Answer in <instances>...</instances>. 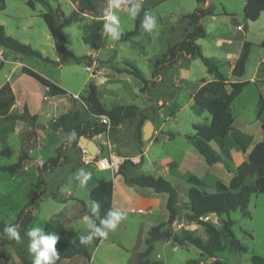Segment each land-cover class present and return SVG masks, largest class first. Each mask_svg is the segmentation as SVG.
I'll use <instances>...</instances> for the list:
<instances>
[{
  "label": "rangeland",
  "instance_id": "1",
  "mask_svg": "<svg viewBox=\"0 0 264 264\" xmlns=\"http://www.w3.org/2000/svg\"><path fill=\"white\" fill-rule=\"evenodd\" d=\"M27 1L6 0L5 10L0 11V23L4 25L8 35L31 45L53 62H46L35 56L22 55L0 47V86L6 82V77L13 75L14 81L18 84L15 111H21L25 103H28L32 113L37 115L36 125L28 124V127L21 120L0 119V165H11L21 161L23 167L26 165L33 167L34 163L28 159H37V155L35 152H30V148L38 143L42 144V137L46 133L49 137H53L52 141L55 143L52 154L56 155L55 149L60 148L59 154L67 162L61 166L58 165L52 171L44 170L46 193L66 195L75 184L79 189H83V185L75 180V176L80 169H89L90 164L83 158L82 147L67 143L65 132L76 126L74 122L78 117L88 118L89 112L81 97L86 94L91 83L98 85L99 93L103 92L104 103L108 106L113 107L119 104L141 107L134 117L125 119L121 128L111 130L107 134L113 143L119 145L122 153L135 155L141 149L144 151L141 157L138 156L135 159L136 163L132 161L123 163L124 172L132 167V173H135L137 167H141L137 173H153L156 164H161L159 169L162 170L161 173H165V165L176 161L180 165V172L183 173L190 170L191 166H195L196 158L191 152L204 159L187 135L194 132V124L208 125L210 115L195 106L191 97L198 83L213 74L208 72L198 56L188 60L186 64L180 60L173 66H167L162 71L163 80H155L158 74L154 76L153 73L154 60L163 59L169 45L179 42L186 29H192L188 26L185 15L196 9L197 0L142 1L141 7L148 8L150 14L156 18L157 28L151 33L142 28L140 34L130 40H120V37L126 31L134 29L135 20L128 9L133 4L140 3V0H118L119 7L113 8L112 11L120 21V37L118 40H112L110 33H103V25L95 47L87 43L84 37L90 33L96 19L102 18L104 24L106 23L104 13L108 10L110 0H91L93 9H90L88 0H83L82 3H80L82 0H47L51 8L54 10L60 8L63 12L60 18L62 43L53 38L44 18L40 16L41 13L48 11L49 7L35 0V8L32 9ZM245 3L246 0H202L200 4L209 8L213 14L204 19L203 24L206 26L207 35L199 38L198 43L202 45L203 55L218 65L228 80L234 78L231 69L229 70L228 62H233L238 53L242 52L244 42L241 40L246 39L252 44L245 74L240 79L251 80L258 75L255 84L260 87H258L260 98L255 94L258 93L256 85L249 83L234 100L233 114L241 120V129L250 135L239 131L237 120L230 136L231 139L241 138L249 147H252L264 138V11L257 20L245 21ZM219 37L223 38V42L217 46ZM227 46L229 48L225 49ZM69 51L77 56L91 55L92 61L78 63L68 55ZM181 56L184 54L182 53ZM260 60H263L262 65L259 64ZM94 61H96L95 64ZM126 62L139 68L144 77L150 81L146 88L143 81L132 74L118 75L119 79H107L108 75L105 74L107 72H104L103 68L108 67L110 73L113 71V73L121 74L116 71V68H124ZM88 65L91 66L90 70ZM24 66L59 83L66 90L56 83L54 84L63 91L54 92L50 88H45L38 80L23 72ZM258 68H261L260 72ZM92 73L96 76H92ZM19 87L25 91L27 97L19 90ZM258 99L261 101L260 104ZM159 100L165 103L158 102ZM256 113L258 117L262 114L259 117L262 120L261 124L256 119ZM148 120L152 122L156 131H153L150 138L143 140L142 128ZM25 127L30 129L22 133ZM143 144L144 147L141 146ZM210 146L213 149L217 148L212 142ZM117 150L120 153L119 148ZM215 151L225 159L227 167L223 162L210 165L205 174L208 175L204 179L206 183L203 179L194 180L192 176L188 177L189 184L196 183L208 190L217 191L220 185L229 184L232 172L239 163L247 159L244 158L246 154L243 156L241 152L231 151L229 156L225 157L218 148ZM78 157H82V161L76 164ZM174 166L176 164L172 162L168 167ZM22 168L14 176L9 172L0 171V222H4L5 226L20 225L19 223L13 225L18 220V214L31 201L30 208L33 210L36 200L35 192L39 191L36 187L42 186L39 180L35 186L33 185L36 179L33 168L27 171H23ZM100 172L104 176H109L111 170ZM115 187L117 193L123 192L120 186ZM176 187L183 218L181 223L176 222L172 225L174 232L181 236V230L188 229L193 235L207 240L208 236L204 228L196 221H189L185 216L189 211L187 183L180 180ZM133 188L139 189L135 185ZM145 189L150 193L153 192L150 188ZM159 196L162 198V203L155 207L150 215L136 212L127 214L131 218L128 224V235L112 238V231H110L107 238L101 242V246L99 245L96 260L91 258L88 261L82 256L80 264H139L136 256L146 250L149 230L152 226L167 221L169 217L167 210L169 196L167 193H161ZM50 209L54 210L53 207ZM248 209L250 216H245L240 209L229 214V217L234 220L233 231L236 237L248 247V251L243 253L233 251L229 245V236L223 232L226 248L216 253V257L224 260L226 264H253L251 261L253 254L264 257V193L253 195ZM47 213V209L42 208L32 224L33 227H42ZM227 217V215L218 217L210 214L207 221L222 228L221 220ZM113 241L123 243L125 247L120 248L114 245L112 252H106L109 242ZM21 244L24 245V251H29L32 262L35 253L29 250V238L26 237ZM8 248L9 251L13 250V246ZM90 248L95 249V244H90ZM147 258L158 264H209L214 260L213 257L202 256L200 250L190 243L180 246L167 239L157 241ZM194 260L195 263H191Z\"/></svg>",
  "mask_w": 264,
  "mask_h": 264
},
{
  "label": "trees",
  "instance_id": "2",
  "mask_svg": "<svg viewBox=\"0 0 264 264\" xmlns=\"http://www.w3.org/2000/svg\"><path fill=\"white\" fill-rule=\"evenodd\" d=\"M36 1H40L49 7V10L41 13L40 16L44 18L53 38L60 40L62 43L63 36L60 30V18L63 16L62 10L60 8L54 10L48 4L47 0ZM201 1L202 0H197L198 6L196 9L185 15V18L188 20V26L192 27V29H186L183 39L168 47L163 59L156 58L154 60L153 73L155 76L159 73L158 68L163 69L167 66L175 65L179 55L182 53L190 55L191 57L198 56L201 58L207 67L208 72L213 74L215 79L202 85L194 94L193 100L195 106L207 111L211 115V122L208 125L194 124V134L187 135V138L196 147L199 153L204 156L209 165L218 162L226 164L225 159L219 155L209 143L214 142L225 157L229 156V152L234 144L238 143L242 148L247 146V142L243 139H231L230 137L235 121L231 105L250 81L228 80L219 67L208 57L203 55L201 45L197 43V40L205 37L207 33L206 26L203 24L202 19L213 13L209 8L201 5ZM82 2L83 0L80 3ZM88 3L90 4V9H93L94 6L91 0H88ZM27 4L32 9L35 8V0H28ZM5 7L6 0H0V11L4 10ZM146 11L149 12V9L145 7L140 8L138 14L133 17L135 20L134 29L122 34L120 40H130V38L140 34V31L143 28L142 21ZM263 11L264 0H246L244 6V17L246 21L257 20ZM103 25L104 19H96L90 33L84 37V40L95 47V43L100 36ZM0 47L22 55L35 56L46 62H53L48 57H44L39 50L33 48L31 45L25 44L8 35L4 25L1 23ZM249 53L250 44L245 43L242 54L235 62L232 70V75L234 77H242L245 74ZM68 55L78 63H91L92 61L91 55L77 56L70 51L68 52ZM125 65L126 66L122 69L116 68V71L118 73L132 74L140 78L144 83V88H146L150 81L144 77L140 69L130 62H126ZM23 72L35 78L43 86L52 89L54 92L63 91L62 88L31 68L24 66ZM81 98L86 104L88 112L91 114L95 116L105 114L110 117L112 130H115L125 119L134 117L137 110L140 109L135 105H116L110 109L105 108L98 95L97 86L94 83L89 84L86 94ZM16 100V94L9 82L0 87V119L6 121L22 120L27 122L30 126L36 125L37 115L32 114L27 106H24L21 113L14 112ZM260 102L261 101L259 100V104ZM105 129L106 126L101 123L89 121L78 122L77 127L74 130H67V143L77 145L81 135H87L89 133L88 135L92 137L96 134L103 133ZM59 151L60 148L56 149V155L50 156L40 167V183L44 184V170H53L59 165L61 157ZM128 161L130 160L124 162ZM22 167V162L20 161L11 165H0V171H6L13 175ZM123 167L122 164L119 168V173L125 177V180L128 183L139 187L150 188L158 194L167 193L169 196L167 202L169 217L167 221L154 225L149 230V235L146 239L147 248L144 252L139 253L138 256L139 264H158L157 262H151L147 257L152 252L155 242L161 239L172 240L180 246L185 243H190L191 245L196 246L200 250L202 256L214 258L209 264H226L224 260L216 257V253L221 252L226 248L223 240V232L229 236V245L233 251L238 253L248 251V247L236 237L233 231L234 220L229 217V214L240 209L245 216H250L248 206L251 197L253 195L264 193V138L253 145L247 159L241 162L236 167L235 171L232 172L231 179L227 186L222 184L217 191H211L206 187L193 183L189 188V211L185 216L189 221H196L204 228L208 236L207 240L193 235L188 229H182L181 236L174 232L172 225L176 222L181 223L183 212L178 203V190L171 181L160 175L146 173L127 177L125 176ZM113 191L114 184L112 180L101 179L97 185L93 187L90 192V198L94 203L99 205L98 213H93L83 200H79L83 212L89 216L95 227L103 228L101 221L107 218V213L110 210H113ZM31 204L32 201L27 206L23 207L18 214L17 222L13 225L19 223L23 229L28 227L33 218V211L30 208ZM209 214H215L218 217L227 215L228 217L221 220L222 228H218L212 222L203 219ZM4 226V222H0V231L2 232V235L0 236V256H6L5 247L9 244V239L4 236ZM50 230L54 234H61L62 225L52 224ZM92 231L93 229L91 228L88 233L80 234L72 242L58 240L55 247L59 254V258L56 260L55 264H59L65 259L77 256H84L85 258L90 259L87 244H81L79 237L81 235H88ZM93 239L95 244L98 245L103 238L93 237ZM251 261L253 264H264V257L253 254L251 256ZM191 263H195V260Z\"/></svg>",
  "mask_w": 264,
  "mask_h": 264
},
{
  "label": "crops",
  "instance_id": "3",
  "mask_svg": "<svg viewBox=\"0 0 264 264\" xmlns=\"http://www.w3.org/2000/svg\"><path fill=\"white\" fill-rule=\"evenodd\" d=\"M205 18H206V16L202 19V22L204 21ZM206 31H207V29H206ZM206 35H207V33H206ZM242 38H244V37H242ZM241 41L244 42L243 46H244L245 43H249L250 44V48H251L252 44L250 42L246 41V39H242ZM222 42H223V38L219 37V42H217L218 43L217 46L220 45ZM197 43H198V40H197ZM228 48H229V46H227L225 49H228ZM201 49H202V45H201ZM183 54H184V56H181L182 54L179 55V57L177 59V62L182 60V63L186 64L188 60L193 58L190 55H187L185 53H183ZM241 54H242V52L238 53V55L235 57L233 62H228V64L230 65L229 70L231 69V74H232V70H233V67L235 65V62L237 61V59L240 57ZM249 55H250V53H249ZM262 62H263V60H260L259 64L262 65L263 64ZM95 63H96V61H94V64ZM246 64H247V62H246ZM87 67L89 68L88 70H90L91 66L88 65ZM261 68H258L259 72L261 71ZM164 69H166V67L159 70L158 78H155V80H157V81L163 80L164 77H163L162 71ZM103 71L107 72L105 74H106V76L108 75L107 79H109V80H114V79H117V78L119 79L118 75L120 76V75H123V74H128V73L117 74V73H113V71H112V73H110L108 67L107 68H103ZM91 75L92 76H96V75H93V73ZM13 77H14L13 75L6 77V82L5 83H7V82L10 83L11 87L13 88V90H14V92L16 94L17 100H18V91H17V85L18 84L14 81ZM257 77H258V75L253 77L251 80H244V81H250L249 83L255 84V82L257 80L256 79ZM240 78L241 77H234L230 81L242 80ZM214 79H215V76L211 75L210 77H208V79L201 80L198 83V85L196 87V90L192 94V97H191L192 100H193L194 94L198 91V89L202 85H204L206 82L212 81ZM49 80L52 81L53 83H56L57 85H59L63 89H65L59 83H57V82H55V81H53L51 79H49ZM256 87H257L258 93H255V94L259 95V98H260V92H259V88L260 87L257 86V85H256ZM45 88H48V87H45ZM98 88L99 87H97V90H98ZM19 90L23 94H25V91L21 87H19ZM262 94H263V91H262ZM98 95H99L100 100H101V102H102V104L104 105L105 108H107V109L112 108V105L108 106V105H106L104 103V100H103L104 99V96H103L104 94H103V92L99 93V90H98ZM25 97H27L26 94H25ZM17 100H16V105L14 107V112L21 113L23 111V109H21V111L20 110L19 111H15V109L17 107ZM258 101H259V99H258ZM158 102H163V101L159 100ZM193 102H194V100H193ZM163 103H165V102H163ZM24 106H27L29 111L32 113V108H31L30 104L25 103ZM85 106H86V104H85ZM114 106H116V105H114ZM145 106H143V107H145ZM231 107H232V111H234V109H235L234 106L231 105ZM86 108H87V106H86ZM139 108H141V107H139ZM203 112H205V110H203ZM89 113H88V118L80 116L77 119H75L74 123H75L76 126L72 127V128H69V129L74 130L77 127L78 122H87V121H89V122H97V123H99L97 116H95V115H93L91 113L89 114ZM32 114H34V113H32ZM261 115L259 117H261ZM259 117H258V115L256 113V119H257L258 123L260 122L259 124H261L262 120ZM93 119H95V120H93ZM208 119H209L208 120L209 122L207 124H210L211 115H210V117ZM237 120L239 121V124H237ZM18 121H20V120H18ZM124 121L116 129L121 128L123 126V124H124ZM240 121L241 120L238 117H235L234 128H235V125L237 124L238 125V129H239V131L241 133L250 135V134L246 133L245 131H243L241 129ZM22 122H24V124L28 127V123L27 122H25V121H22ZM44 128H46V127H44ZM234 128H233V130H234ZM29 129L30 128H26L25 127V129H22V133L28 131ZM69 129H67V130H69ZM67 130H66L65 133H67ZM154 130L156 131L155 128H154ZM142 131H143V128H142ZM88 134L87 135H81L80 137L84 136V137H87L89 139L92 138L97 143V145L102 143V142H104V140L106 139L105 133L96 134V135H94L92 137H90ZM190 134H194V132L190 133ZM154 137H157V136L154 135ZM173 137H171V138H173ZM108 139L110 140V142L115 147V148H113V150H114L113 152L117 156H119L123 160V162L126 161V160H130V161L136 163L135 159L138 156L141 157L142 154L144 153V151H142V149L139 151V153H135V155H128L127 153H122V150L119 147V145L113 143V141H112L110 136L108 137ZM52 140H53V137L51 138V137H49V135H47L45 133L43 135V137H42V140H41L42 144L38 143V145H35V147L30 148V152H35L36 155H37V159H32L31 158L32 161L30 160V158L28 159V161L34 163V166L33 167H29V166L26 165V166H24L22 168L23 171L30 170V168L34 169V171L36 172V174H35L36 179L34 180V183H33L34 186H35V183L38 180L40 181V177H41L40 167L48 160V158L50 156H55V154H52V148L55 147V143ZM65 140H68V135L66 136ZM143 140H144V138H143ZM79 141H80V138H79ZM79 141H78V145L80 147H82V149H83V158L87 159V162L90 164L89 165L90 166L89 169H87V170L84 169L86 172L91 173L90 179H88L87 183L85 185H83V187H84L83 189H79L78 185L75 184L74 187L70 188L67 191L66 195H54V194H47L46 193V182H45V176H44V184L41 183L42 184L41 187H36L39 191L35 192L36 200L34 201V206H33V210H32L33 211V218L31 220V222L29 223V225H28V227L26 229H23L20 225H17L18 228H19V231H20L21 241L24 240L27 237L26 232L33 227L32 224H33L36 216H38V214H40V212L42 211V208H44V207L48 211V213L45 214L47 216H46V219H45L44 224L42 226V228H43V230L45 231L46 234L47 233H53L50 230V226L52 224H61L62 225V233L61 234H57V235L59 236L58 240L63 241V242H72L80 234L88 233L91 230V228L87 227V221L90 218H89V216L86 213L83 212V208H82V205H81L79 200H83L85 202V204L90 208L94 204V202L90 198V192L93 189V187H95L97 185V183L99 182V180H101V179L112 180L113 181V184H114L113 199H112L113 210H119V211H122V212L126 213L125 218L122 219L121 222L118 224L117 228L112 231V238H118L119 235H124V234L128 235L129 234L128 224H129V221L131 220V218H130V216H127V214L129 215L130 213L136 212V213H139V214L150 215L152 212H154V208L155 207L161 205L162 198H161V196H159L161 193H159V194L155 193L153 190H152L153 192L150 193L144 187H139V186H137L139 189L136 190L135 188H133L134 185L131 184V183H128L125 180V177L122 174H120V173H115L114 174L113 172H111L109 176H104L102 174V172H100V171H102V169L98 168V166H97V159L93 158L95 155L91 154L85 147L81 146L79 144ZM212 143H214V142H212ZM68 144H70V143H68ZM137 144H138V142H137ZM209 145H210V143H209ZM141 146L144 147V144L141 145ZM215 146L217 147L216 144H215ZM138 147H139V144H138ZM252 147H249L248 144H247V146L245 148H242L238 143H236L231 148L230 152L231 151L234 152V153H238V152L240 153L241 152V154L243 153V156L246 154V157H244L246 159L248 157V154L251 151ZM118 148H119L120 153H118V150H117ZM216 149H214V150H216ZM55 151H56V149H55ZM105 154H108V150L105 151ZM191 154L194 155V157L196 158L195 166H191V169L186 171V172L181 173L180 172V168H179V166H180L179 163L176 162V161H172V162H174L176 164V166H174L173 168L172 167L169 168L168 166L172 162L167 163L165 165V167H164V172L165 173H161L162 170L159 169L161 164H156L153 173H150V172H148V173L145 172V173L146 174H154V175L163 176L166 179H168L169 181H171V183L175 187H176L177 183H180V180H182L184 183H187V192H188L189 188L192 186V184L188 183V177H192L193 176V177H195L196 180L197 179L198 180L199 179H203V181L205 182V180H204L205 176L208 177V175H205V174H207V170H208L207 167L210 166L206 162L205 158L203 159L201 156H198L196 153H193V152H191ZM80 161H82V157H78L77 158L76 164H78ZM36 162H38V164H36ZM63 163L67 164V162L65 161V158L61 156L60 157V161H59V165L61 166ZM215 164H213V165H215ZM131 169H132V167H130L129 169H127L125 171V176L132 177V176H136V175L142 174V173H137V172H139L141 170V167H137L135 173H132L133 170H131ZM49 171H52V170H49ZM98 172H99V174H97ZM14 175H16V173L13 174V176ZM206 180H207V178H206ZM78 182L80 183V181H78ZM116 185L121 187V189L123 191L122 193H120V194L117 193L116 187H115ZM176 189H177V187H176ZM35 191H36V189H35ZM187 195H188V193H187ZM52 207L54 208L53 211H51V209H50ZM109 234H110V231H109ZM4 236L6 237V234H4ZM103 240H104V238L99 242L98 245L95 244L94 239H92L89 243H87V249H88V251L90 253V259L93 258V260H96L97 251H99L100 246H101V242ZM122 240H123V238H122ZM21 241L17 242V241H15L13 239H9V244L6 245V247H5L6 248V256H5V258H6V263L7 264H32V262L30 260L29 251L28 250L27 251L23 250L24 245L21 244ZM92 243L95 244V246H96L95 249H91L90 248V244H92ZM114 245H116L117 247H120V248L125 247L123 245V243H116V242L113 241V242H109V244H108L107 248L105 249V251L106 252H112L113 247H115ZM8 246H13V250L9 251ZM138 256H139V253L136 256V260H139ZM81 257L82 256H77V257H74V258L65 259V260L61 261L59 264H80ZM88 261H90V260L88 259Z\"/></svg>",
  "mask_w": 264,
  "mask_h": 264
},
{
  "label": "clouds",
  "instance_id": "4",
  "mask_svg": "<svg viewBox=\"0 0 264 264\" xmlns=\"http://www.w3.org/2000/svg\"><path fill=\"white\" fill-rule=\"evenodd\" d=\"M141 5L142 0H140V3L133 4L128 9L129 14L135 17L141 8ZM118 7V0H110L108 10L104 13L106 17V23L104 24L103 33H110L111 39L114 41L118 40L121 34L119 18L112 11L113 8ZM142 27L149 33L157 28L156 18L147 11L145 12V16L142 21ZM90 177L91 173L86 172L84 169H80L76 174L75 179L80 181L81 185H85ZM90 210L93 213H98L99 205L94 203L90 207ZM125 216L126 213L122 211L110 210L107 213V218L101 221L103 228L95 227L89 219L87 221V227L92 228L93 231L88 235H81L79 237L80 243L87 244L93 239V237L107 238L109 231L115 230L121 220L125 218ZM3 232L6 234L7 238L13 239L17 242L21 241V235L18 226L6 225ZM26 235L29 238V249L32 253H35L32 264H55L56 260L59 258V254L55 247L59 236L54 233L46 234L43 228L39 226L29 229L26 232Z\"/></svg>",
  "mask_w": 264,
  "mask_h": 264
},
{
  "label": "built area",
  "instance_id": "5",
  "mask_svg": "<svg viewBox=\"0 0 264 264\" xmlns=\"http://www.w3.org/2000/svg\"><path fill=\"white\" fill-rule=\"evenodd\" d=\"M97 118L99 123L106 126V129L103 132L106 135V139L104 142L98 144L97 154L93 158L97 159L98 168L102 170H111V172L115 174L119 171L120 166L123 164V160L113 152L114 145L108 139L109 135L107 136L112 130L111 119L105 114L98 115ZM106 150H108V154H105ZM209 215L203 219L208 220Z\"/></svg>",
  "mask_w": 264,
  "mask_h": 264
},
{
  "label": "water",
  "instance_id": "6",
  "mask_svg": "<svg viewBox=\"0 0 264 264\" xmlns=\"http://www.w3.org/2000/svg\"><path fill=\"white\" fill-rule=\"evenodd\" d=\"M154 131V126L150 120L146 121V123L143 126V138L144 140H147L152 136V133ZM79 144L83 147H85L91 154L96 155L98 150L97 143L92 138L87 137H80ZM32 161V159H30ZM38 164V162H36ZM0 264H7L5 256H0Z\"/></svg>",
  "mask_w": 264,
  "mask_h": 264
}]
</instances>
